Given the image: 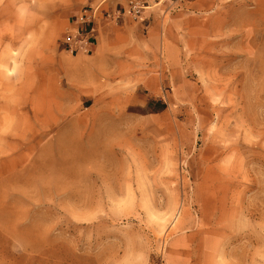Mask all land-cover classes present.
Wrapping results in <instances>:
<instances>
[{
	"label": "rangeland",
	"instance_id": "1",
	"mask_svg": "<svg viewBox=\"0 0 264 264\" xmlns=\"http://www.w3.org/2000/svg\"><path fill=\"white\" fill-rule=\"evenodd\" d=\"M75 4L0 0V264H264V0H122L94 81Z\"/></svg>",
	"mask_w": 264,
	"mask_h": 264
},
{
	"label": "crops",
	"instance_id": "2",
	"mask_svg": "<svg viewBox=\"0 0 264 264\" xmlns=\"http://www.w3.org/2000/svg\"><path fill=\"white\" fill-rule=\"evenodd\" d=\"M76 3L67 19L66 29L70 30L75 27L79 28L81 32H86L92 26L95 30V41L89 46V53L77 55L79 62L86 61L93 64L89 73L91 80H96L101 74L105 78H112L116 75L121 78L134 77L136 68L135 42L131 43L129 36L134 21L125 13H121L122 0H76ZM85 6L96 10L92 24L78 25V17ZM107 11L110 12V17L105 16ZM145 55L149 56L150 53L146 54L144 51ZM149 58L151 59V55ZM21 160L20 157H16L6 164L5 168L12 170L18 166ZM14 177L18 179V176Z\"/></svg>",
	"mask_w": 264,
	"mask_h": 264
},
{
	"label": "built area",
	"instance_id": "3",
	"mask_svg": "<svg viewBox=\"0 0 264 264\" xmlns=\"http://www.w3.org/2000/svg\"><path fill=\"white\" fill-rule=\"evenodd\" d=\"M158 2L164 0H156ZM179 2V0H177ZM95 9L91 7H85L82 10L81 15L78 17V25L92 24ZM129 14L137 15L139 13V8L135 4H131L128 9ZM106 17H110V14H105ZM62 45L64 50H66L70 55L78 54H88L89 46L93 41H95V30L91 26L88 31L81 32L79 28L73 27L64 36L62 40Z\"/></svg>",
	"mask_w": 264,
	"mask_h": 264
}]
</instances>
